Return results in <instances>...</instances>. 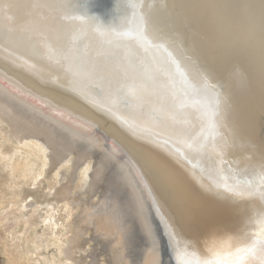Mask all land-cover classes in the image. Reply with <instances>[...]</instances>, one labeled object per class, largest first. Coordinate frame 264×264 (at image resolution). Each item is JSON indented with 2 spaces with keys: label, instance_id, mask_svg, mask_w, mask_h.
<instances>
[{
  "label": "bare ground",
  "instance_id": "6f19581e",
  "mask_svg": "<svg viewBox=\"0 0 264 264\" xmlns=\"http://www.w3.org/2000/svg\"><path fill=\"white\" fill-rule=\"evenodd\" d=\"M86 1L0 0V118L9 133L20 142L31 139L41 151L49 148L44 162L52 157L50 167L60 152L44 130L69 146L61 160L72 152L75 165L95 157L88 177L106 189L113 182L105 183V164L113 162L115 183L132 194L135 214L143 201L157 223L160 215L172 216L176 230L153 233L140 264H164L167 249L173 264H264V214L234 211L245 205L238 199H206L217 209L212 220L191 223L176 213L157 167L193 192H224L216 185L235 186L247 177L211 168L212 150L223 148L224 158L236 161L264 143V65L225 37L236 33L228 5L216 10L217 34L194 0H113L105 13ZM124 94L129 102L117 103ZM70 181L61 182L55 197L62 198ZM120 205L114 201L108 218L99 215L102 209L83 218L103 234L115 231L112 249H122L128 233L116 218ZM84 232L78 224L66 247L70 264L88 242L80 238ZM120 249L112 251L110 264H127Z\"/></svg>",
  "mask_w": 264,
  "mask_h": 264
},
{
  "label": "rangeland",
  "instance_id": "374dc122",
  "mask_svg": "<svg viewBox=\"0 0 264 264\" xmlns=\"http://www.w3.org/2000/svg\"><path fill=\"white\" fill-rule=\"evenodd\" d=\"M25 127L29 128L28 125ZM9 130L8 123L0 118V264H70L65 250L75 237L78 224L85 229L80 236L83 244V239H88V242L73 255L75 264H110L114 257L112 251L120 249L119 246L112 249L115 231L103 234V229H97L93 221L84 223L83 218L97 209H102L99 215L108 218L114 201L121 204L116 218L121 228L128 231L124 243L120 245L121 253L126 257L127 264L143 262L149 238L150 244H153L154 235L144 231L129 198L132 194L128 195V188L124 191V185L115 183L116 164H105L109 174L105 183L107 180L113 182L108 186L110 189H106L99 178L88 177L92 173V165L98 164L95 157L86 156L88 159L84 163L75 165L77 158L72 152L61 160L60 156L69 146L44 130L43 133L52 142H58L56 149L60 152L56 156V165L50 167L52 157L44 162V152L51 153L49 148L41 151L29 142L31 139L22 138L24 141L20 142ZM68 178L72 180L70 189L61 195L62 198L55 197L59 193L58 187ZM105 196L109 199L103 204ZM87 206L89 209H86Z\"/></svg>",
  "mask_w": 264,
  "mask_h": 264
},
{
  "label": "snow or ice",
  "instance_id": "6c2138e0",
  "mask_svg": "<svg viewBox=\"0 0 264 264\" xmlns=\"http://www.w3.org/2000/svg\"><path fill=\"white\" fill-rule=\"evenodd\" d=\"M99 89V86H97ZM101 92L104 89H99ZM117 103L127 104L129 102L128 94H124L117 98ZM190 147H195L198 151H206V146L203 144H194ZM250 152V155L241 156L240 159L233 161L224 158V149L219 151L212 150L210 154L209 165L211 168L232 174L236 176L247 177L243 180H235V186L227 184H217V188H223L224 192H218L212 187H202L200 191L193 192L189 190L181 179L169 172L163 165H157L161 180L169 188L171 195L176 204V213L185 220L200 224L210 222L217 209L209 206L206 199H238L245 202L244 206L236 205L234 211L243 214L249 208L258 209L261 214H264V143L258 147L253 146L245 149ZM240 165H243L242 167ZM225 192L229 195L225 196ZM153 209L156 205L152 206ZM138 217L141 220L142 227L147 234L158 233L161 228L171 229L167 233L168 236L176 230V221L172 216L167 214L160 215L156 220H153L151 210L146 211L143 201L138 202ZM179 235V233H177ZM163 239V237H161ZM175 251V249H173ZM176 259H179L177 255Z\"/></svg>",
  "mask_w": 264,
  "mask_h": 264
},
{
  "label": "water",
  "instance_id": "95a60500",
  "mask_svg": "<svg viewBox=\"0 0 264 264\" xmlns=\"http://www.w3.org/2000/svg\"><path fill=\"white\" fill-rule=\"evenodd\" d=\"M112 2L113 0H87L86 5L92 11L105 13L110 9ZM194 3L196 7L201 8L209 27L216 25L217 34L221 33L222 27L219 24L216 10L221 9L220 5H228L230 12L226 14V18H232L236 33L229 32L225 37L234 38L237 48L251 53L254 59L264 65V0H194ZM235 39L239 42L236 43ZM222 40L224 43L223 37ZM164 257V264H173L169 249Z\"/></svg>",
  "mask_w": 264,
  "mask_h": 264
}]
</instances>
